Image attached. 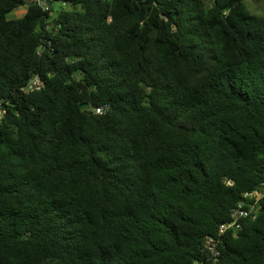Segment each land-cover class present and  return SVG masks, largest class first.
<instances>
[{"label": "trees", "instance_id": "16d2710c", "mask_svg": "<svg viewBox=\"0 0 264 264\" xmlns=\"http://www.w3.org/2000/svg\"><path fill=\"white\" fill-rule=\"evenodd\" d=\"M45 1L0 0V264H264V196L219 234L264 193V14Z\"/></svg>", "mask_w": 264, "mask_h": 264}, {"label": "built area", "instance_id": "2783aa9c", "mask_svg": "<svg viewBox=\"0 0 264 264\" xmlns=\"http://www.w3.org/2000/svg\"><path fill=\"white\" fill-rule=\"evenodd\" d=\"M38 4L47 8V3L45 0H34ZM41 81L39 79H34L30 83H28L25 88L26 91L30 89H34L35 87L40 86ZM108 106L97 107L95 110L97 113H103L106 111ZM1 114V113H0ZM264 188V187H262ZM264 190V189H263ZM264 196V193L259 192L258 190H253L246 192L244 194V199L239 201L238 204L231 210L229 220L223 222L219 228V234H224L229 229L238 230L242 228L244 219H255L257 217L258 211V202ZM220 239L215 236H209L206 239L205 243V251L207 254V263H217L221 255L220 249Z\"/></svg>", "mask_w": 264, "mask_h": 264}, {"label": "rangeland", "instance_id": "374dc122", "mask_svg": "<svg viewBox=\"0 0 264 264\" xmlns=\"http://www.w3.org/2000/svg\"><path fill=\"white\" fill-rule=\"evenodd\" d=\"M29 1L31 0H26L25 4L19 5L17 8L10 11L8 14V18L13 19L22 17L27 10V4L29 3ZM245 4L252 13L258 15L264 14V0H245Z\"/></svg>", "mask_w": 264, "mask_h": 264}, {"label": "water", "instance_id": "95a60500", "mask_svg": "<svg viewBox=\"0 0 264 264\" xmlns=\"http://www.w3.org/2000/svg\"><path fill=\"white\" fill-rule=\"evenodd\" d=\"M85 107H87V104L86 103L82 104V108H85Z\"/></svg>", "mask_w": 264, "mask_h": 264}, {"label": "crops", "instance_id": "0c3cea01", "mask_svg": "<svg viewBox=\"0 0 264 264\" xmlns=\"http://www.w3.org/2000/svg\"><path fill=\"white\" fill-rule=\"evenodd\" d=\"M9 14V13H8ZM8 14H7V16H8Z\"/></svg>", "mask_w": 264, "mask_h": 264}]
</instances>
